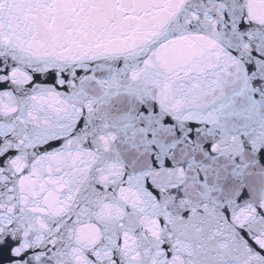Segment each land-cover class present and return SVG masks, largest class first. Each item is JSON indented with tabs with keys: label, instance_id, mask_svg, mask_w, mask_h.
I'll return each mask as SVG.
<instances>
[{
	"label": "snow or ice",
	"instance_id": "snow-or-ice-1",
	"mask_svg": "<svg viewBox=\"0 0 264 264\" xmlns=\"http://www.w3.org/2000/svg\"><path fill=\"white\" fill-rule=\"evenodd\" d=\"M0 264H264V0H0Z\"/></svg>",
	"mask_w": 264,
	"mask_h": 264
}]
</instances>
